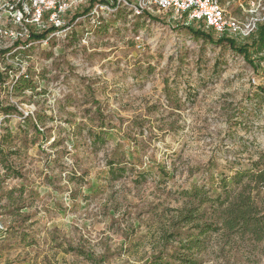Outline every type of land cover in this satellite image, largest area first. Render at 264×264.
<instances>
[{
  "label": "rangeland",
  "instance_id": "1",
  "mask_svg": "<svg viewBox=\"0 0 264 264\" xmlns=\"http://www.w3.org/2000/svg\"><path fill=\"white\" fill-rule=\"evenodd\" d=\"M108 1L72 34L0 58V146L19 173L0 165V264L173 260L196 233L177 222L181 192L220 193L264 156V61L251 54L254 69L226 43L148 19L137 0ZM23 74L33 91L13 87ZM36 114L44 139L25 120ZM192 252L199 264H264V241L249 238L210 234Z\"/></svg>",
  "mask_w": 264,
  "mask_h": 264
},
{
  "label": "trees",
  "instance_id": "2",
  "mask_svg": "<svg viewBox=\"0 0 264 264\" xmlns=\"http://www.w3.org/2000/svg\"><path fill=\"white\" fill-rule=\"evenodd\" d=\"M90 1V6L86 9V12L92 7L93 2ZM105 2V1H103ZM117 5V0H114V4ZM148 19L151 17L142 12ZM191 34L196 37H201L210 43L222 44L226 43L231 50L242 55L244 60L249 63L254 69L258 66L254 63L256 61L251 60L250 55L254 54L257 57L258 62L264 61V24L259 27L258 31L248 43L243 45H236L234 42L225 38H218L216 42H213L212 36L214 34L205 33L201 29L187 27ZM42 36H34V39L41 38ZM13 50L0 51V58L5 54L12 52ZM18 53V54H17ZM22 51L14 52L13 56ZM2 76L0 74V83ZM33 82L28 74L20 75L14 83V88L18 92L30 90L33 91ZM261 95L264 96V92L260 90ZM6 113L14 112L17 115L22 116L15 107H8L5 109ZM25 120L32 124L34 133L40 135L44 139L43 132L37 127L38 124L43 125L44 119L36 114V117L28 115ZM7 137L10 136L7 134ZM104 136L95 134L92 138L91 144L102 145L104 143ZM15 154L7 146V143L0 146V165L4 172V177L19 176L10 157ZM109 172L113 176L121 175L124 172L123 168L112 166ZM162 178L166 179L168 173L164 170L161 172ZM143 178V176L139 177ZM219 187L220 193H216L217 190H212L211 195H208V191H204L202 187L195 185L191 186L189 190L181 192L180 196L186 199L187 206L178 213L177 222L183 225H190L195 234L187 237L186 244H184L182 253L170 255L169 258L173 260L165 259L161 254L152 257L146 264H199L194 257L192 251L199 252L202 248L203 241L210 234L215 235L221 239H224L228 245L242 242L246 238L252 239L253 242L259 243L264 241V156L260 154L258 160L252 163L248 169H239L233 175L221 179ZM11 198H9L10 200ZM208 204L210 207L209 217L204 218L198 215L196 212L198 208ZM6 233H0V236L4 238Z\"/></svg>",
  "mask_w": 264,
  "mask_h": 264
},
{
  "label": "built area",
  "instance_id": "3",
  "mask_svg": "<svg viewBox=\"0 0 264 264\" xmlns=\"http://www.w3.org/2000/svg\"><path fill=\"white\" fill-rule=\"evenodd\" d=\"M96 1L86 12L89 8L85 7L87 0H0V51L47 44L72 34L75 26L103 9ZM99 1L109 5L108 0ZM137 2L141 13L160 16L168 23L211 31L218 38H225L236 45L249 42L264 24V0ZM34 36L42 37L34 39ZM1 231L3 227L0 225Z\"/></svg>",
  "mask_w": 264,
  "mask_h": 264
}]
</instances>
